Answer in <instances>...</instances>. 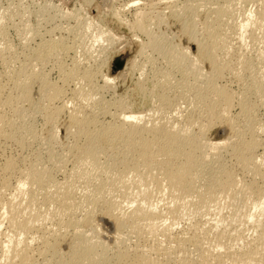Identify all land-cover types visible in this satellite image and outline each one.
I'll return each mask as SVG.
<instances>
[{"label":"bare ground","instance_id":"6f19581e","mask_svg":"<svg viewBox=\"0 0 264 264\" xmlns=\"http://www.w3.org/2000/svg\"><path fill=\"white\" fill-rule=\"evenodd\" d=\"M114 1L119 6L111 3L117 6L111 12L120 25L125 23L133 30L138 26L146 37L139 52H150L142 59L153 74L148 91L151 122L145 120L149 114L128 111L125 97H104L114 79L100 73L98 57L97 66L91 68L79 61L77 51L69 55L86 37L92 43L108 42L111 48L121 38L89 16L82 18L81 8L68 10L43 1L45 8L54 11L49 14L45 9L49 20L59 16L77 21V26L64 27L65 33L73 34V42L65 35H50L32 44L39 32L30 21L21 28L30 35L22 38L26 42L20 45V52L7 42L0 47L5 67L0 72V142L26 149L37 140L44 154L29 162L8 157L0 168V264H264V151H259L263 125L258 128L255 124L258 108L264 107V76L254 73L255 65L264 69V49L254 47L256 34H264V0L262 9L241 13L233 29L228 21L236 17L239 11L235 14V8L244 0L178 1L182 5L175 9L185 16L181 29L197 50L195 57L188 47L179 48L168 40L166 31L151 26L152 21L145 17L154 3ZM1 5L0 39L4 40L5 23L14 22V15ZM197 7L208 13L200 25L201 37L195 28ZM131 8L133 21L124 15ZM45 10L39 13L41 20ZM179 11L171 12L181 20ZM227 30L238 35V47L232 46ZM247 39L253 47L246 52L242 47ZM106 46L101 55L107 52ZM51 59L60 77L57 81L50 80L42 68ZM157 59L165 67L157 66ZM147 63L137 65L134 58L129 66L140 67L145 75ZM226 74L240 85L239 90V86L232 90L230 82L229 86L219 84ZM141 85L137 86L143 89ZM34 87L40 93L36 99L32 97ZM183 104L188 106L184 111ZM235 108L237 112H233ZM182 111H187L185 116ZM35 114L43 120L41 134L32 121ZM216 122L226 126L229 136L213 142L206 133ZM58 127L71 138L62 144L64 155L56 150ZM29 139L33 141L29 143ZM226 158L249 179L238 178L235 169L226 166ZM57 171L63 173L61 180L55 177ZM155 192L165 201L161 208L152 201ZM241 199L246 208L238 213L234 209ZM226 206L232 211L229 220L222 215ZM97 213L113 223L111 245L100 234ZM207 216L214 218L202 219ZM183 221L191 223L181 235H173L175 226ZM249 222L254 235L248 239L243 227ZM131 241L133 245H129Z\"/></svg>","mask_w":264,"mask_h":264},{"label":"rangeland","instance_id":"374dc122","mask_svg":"<svg viewBox=\"0 0 264 264\" xmlns=\"http://www.w3.org/2000/svg\"><path fill=\"white\" fill-rule=\"evenodd\" d=\"M14 1V2H13ZM12 1V3H11V0H0V5L2 6V7H5V8H7L8 9V7H9V9L8 10H10V14L12 13V15H14L15 16V18H14V16H13V19H14V22H12V21H10L9 23H8V21L5 23V26H7V27H5V30H6V33H5V36H4V40H3V37H1V39H0V42H1V44H0V47H2L3 45V43H5V42H7V44H12V45H14V49H15V51L17 50L18 52H20L21 50H20V45L22 44V43H24V42H26L25 41V39H26V37H28L27 36V34L28 35H30L29 33H27L25 30H24V32L23 31H21L22 29H24V27H25V25L24 24H26V23H29L30 21H31V23L32 24H30V25H32V27L34 26L35 27V29H37L38 30V32H39V34H38V36L37 37H35V40H32L31 41V43L32 44H34V43H39L40 42V40L42 39V38H44V36H45V38H49V36L51 35V37H55V38H59L60 36H64V37H66L65 39L68 41L69 40V42H73V39H74V36H73V34H67V33H65L64 32V27H67V26H69V24H70V26H72V25H74V26H77L78 25V23H77V21L75 20V19H62V17H59V16H57L56 18H53V19H50L49 20V18L48 17H46V13H48V12H46V10L47 11H49V12H51V13H49V14H52V12H54L53 10H51L50 11V9L51 8H48V6L45 8L44 7V3H43V1L45 2V0H43V1H39V0H25V2H24V0H18V1H16V0H13ZM33 1H36V2H33ZM37 1H38V3H37ZM51 2H52V4L53 5H56V6H60L61 8H64V9H68V10H72V9H74V8H76V9H78V8H81V9H83V11H82V13H81V16H82V18L84 17V18H86V16H89V17H87V18H89V19H91V20H93L95 23H100L101 25H103L104 27H106V28H108V29H110L113 33H115L118 37H121L120 39H119V41H116L113 45H112V48L110 47L111 45H108V42H105V43H92L93 41L89 38V37H86V39H84V41H82L83 42V44L80 42V43H78L77 42V44L74 46V48L73 49H75V50H70L71 52L69 53V55L70 56H73L72 54H74L75 53V51H77V53H75V54H77V56H78V58L79 57H81V58H79V59H81V60H79V61H83L82 63L85 65V66H88V67H91V68H94L95 66H97V64H96V62H97V60L98 59H100V60H98V63H99V68H100V73H102V74H105V75H108L110 78H113L114 79V82H111L112 83V86H113V88H111V89H109L110 91H108V90H105L104 91V93H103V95H104V97L107 99V100H114V99H118V97L119 98H124L123 100H124V102L125 103H127V110L129 111V109H130V111H134V112H137V113H140V115H144V114H149L150 112L148 111V109H151L152 108V104H150V99H149V96H148V91H149V89H151V87H152V78H151V80H150V77H152L153 76V74H152V71H151V66H149V63H147L146 61H144L142 58H144V59H146V57H147V55L148 54H150V52H146L147 54H141L140 55V49H141V40H145L146 39V37H145V35L144 34H142V32L140 31V28L137 26V27H133L134 28V30L133 29H130L131 27H128L125 23H123V24H121L120 25V23H122V22H120L119 23V19H117V18H115V16L113 17V12H111V10H113V8H111V7H117L116 5H118L119 6V4H117L118 2L117 1H114V0H50ZM56 1V2H55ZM112 1H114V2H112ZM140 3H142V2H145V1H147L148 2V0H138ZM151 1V2H150ZM170 2L169 4H168V2ZM164 0V1H162L161 2V0H149V2L150 3H154V5L153 6H151V7H153V9H155V10H153L152 8L150 9V11L149 10H147V14H146V17L145 18H147V16H148V18H150V20L149 19H145V21H146V23H148V21L147 20H149L150 22L152 21V24H151V26L154 28V29H160L161 28V31L162 32H165V37L168 39V40H170L171 42H173L174 44H177V45H179V48H186V47H188L189 48V52H190V55L191 56H193V57H195L194 55H197V50L195 49V47L194 46H192V45H190V41H188L189 39H188V37H187V35H185V33L183 32V28L181 27V25H182V23H181V21H182V18H183V20L185 19V16H183V13L184 12H180L179 10V13H181V15L182 16H180L181 17V20L180 19H178L177 17L175 18L174 17V13H178V11H176L177 9H175L176 7V5H182L184 2H185V0ZM177 1V2H176ZM180 3H182V4H180ZM187 1V0H186ZM189 1H191V0H189ZM203 0H197L196 2H198V4L201 2V3H203L202 2ZM220 1H223V0H220ZM6 2V3H5ZM16 2L18 3V5L20 6V9L19 10H17V8H19V7H17L18 5H16ZM23 2V3H22ZM28 2V3H27ZM42 2V3H41ZM74 2V3H73ZM117 2V3H116ZM157 2V3H156ZM159 2H160V4H161V6H160V4H159ZM176 2V3H175ZM244 2H245V0H244ZM242 3V6L240 5V6H237L236 8H235V10L236 11H234L235 12V14L238 12V14H236L235 16V18H233V19H231V20H229L228 21V23H229V25H227V26H231V28L233 29V25H234V27H235V25L238 23V19H236L237 17H239V18H241L242 16L240 15L241 13L242 14H247L250 10L251 11H256L257 9H260L261 8V4L263 3L261 0H254V1H251L250 2V0H246V2L245 3ZM261 2V3H260ZM9 3H11V4H9ZM14 3V4H13ZM32 3V4H31ZM36 5H38V6H36ZM116 4V5H113L112 6V4ZM163 3H165V6H164V4ZM13 4V6H9V5H12ZM24 4V6H23V8L21 7L22 5ZM27 6H26V5ZM28 4H30L29 6H28ZM43 4V5H42ZM58 4V5H57ZM76 4V5H75ZM80 4V5H79ZM167 4V5H166ZM260 4V5H259ZM15 5H16V7L17 8H15ZM35 5V6H34ZM40 6H42V7H40ZM75 6V7H74ZM159 6V7H158ZM213 6H215L216 7V5H211V7L212 8H215V7H213ZM264 6V5H263ZM12 7V8H11ZM25 7V8H24ZM26 7H28V10L27 11H24L23 12V9H27ZM156 7L158 8V10L156 9ZM162 7V8H161ZM15 8V9H14ZM31 8V9H30ZM33 8V9H32ZM41 8V10H42V12H41V10H40V12H33L34 10L36 11V10H39ZM45 10V16L44 15H42V20H41V13H43V9ZM48 8V9H47ZM108 8V9H107ZM134 8V7H133ZM133 8H131L129 11H127L126 13H124V15H125V17H127V19L128 20H130V21H133V17H134V9ZM161 8V9H160ZM166 8V9H165ZM174 8V9H173ZM198 8V7H197ZM196 8V10L198 11V14H197V16H196V18L197 19H195L196 20V24H197V26L195 27L196 28V30H197V34H198V36L199 37H201L202 36V34H203V31H201V26H202V23L201 22H204V21H206L205 19H207V16H206V14H208L207 13V10H206V8L204 9V7H201V8H198L197 9ZM257 8V9H256ZM264 8V7H263ZM22 9V10H21ZM168 9V10H167ZM170 9H173V10H170ZM201 9V10H200ZM262 9V8H261ZM30 10V13L28 12ZM166 12H168V13H165V11ZM176 12H175V11ZM206 10V11H205ZM241 10V11H240ZM15 11H19L20 13H17V12H15ZM155 11V12H154ZM159 11H160V13H161V16H160V14H159ZM173 12V14H172V12ZM83 12L84 13H86V15H84L83 14ZM156 12H158V13H156ZM163 12H164V14H163ZM200 12V13H199ZM206 12V13H205ZM22 13H24V15H22ZM35 14V15H33V14ZM40 13V14H39ZM131 13H133V14H131ZM149 13H151V15L149 14ZM153 13V14H152ZM18 14H19V16H18ZM28 14H30L31 15V17H30V15H28ZM40 15V17H38L39 15ZM157 14H158V17L160 16V17H162V18H160V19H157ZM167 14V15H166ZM169 14H172L171 16L169 15ZM16 15L18 16V17H16ZM25 15H27V16H25ZM36 15H38V16H36ZM84 15V16H83ZM133 15V16H132ZM30 18H29V17ZM34 16V17H33ZM47 16H49V15H47ZM156 16V17H155ZM22 17H24V21L22 20L21 21V19H22ZM25 17H26V19H30V20H26L25 19ZM93 17V18H92ZM21 18V19H20ZM35 18V19H34ZM48 20H46V19ZM58 18H59V20H58ZM153 18H155V19H153ZM203 18H205L204 19V21H203ZM37 19V20H36ZM38 19H39V21H40V23H38L39 21H38ZM54 19H56V20H54ZM61 19V20H60ZM47 22H46V21ZM52 20V21H51ZM55 22H54V21ZM97 20V21H96ZM159 22H158V21ZM164 21L163 22V24L161 23L162 21ZM28 21V22H27ZM63 21V22H62ZM67 21V22H66ZM71 21V22H70ZM178 21V22H177ZM225 21V20H224ZM13 24H12V23ZM23 22H24V24H23ZM60 22V23H59ZM149 22V23H150ZM157 22H158V24H157ZM167 22V23H166ZM45 23V24H44ZM52 23V24H51ZM55 23V24H54ZM156 23V24H155ZM160 23H161V25H160ZM166 23V24H165ZM10 24H12V25H10ZM63 24V25H62ZM153 24H155V25H153ZM19 27H18V26ZM59 25V26H58ZM63 27H62V26ZM160 25V26H159ZM201 25V26H200ZM9 26V27H8ZM22 26H23V28H22ZM39 26V27H38ZM57 26V27H56ZM82 26V25H81ZM167 26V27H166ZM226 26V24H225V29H228V28H226L227 27ZM38 27V28H37ZM53 27V28H52ZM56 27V28H55ZM62 27V28H61ZM115 27V28H114ZM128 27V28H127ZM22 28V29H21ZM54 28H55V30H54ZM60 28V29H59ZM117 28V29H116ZM136 28V29H135ZM182 28V29H181ZM48 29V30H47ZM52 29V30H51ZM63 29V30H62ZM138 29V30H137ZM19 30V31H18ZM50 30V31H49ZM130 30H133V31H130ZM182 30V31H181ZM52 31H54V32H52ZM138 31V32H137ZM140 31V32H139ZM81 32H85L84 31V29H83V31H81ZM134 32H137V34L136 33H134ZM183 32V33H182ZM227 32H229L228 33V35L229 36H231V38H230V42H232L233 44H232V46L234 47V48H236V47H238L239 46V38H238V35H236V34H232V33H230L231 31H229V30H227ZM258 32V31H257ZM262 31H259L258 33L259 34H256V35H258V40L254 43V47H256V48H258V47H260V48H263L264 49V34H263V36L261 35L262 33H261ZM49 33V34H48ZM55 33V34H54ZM61 33V34H60ZM65 33V34H64ZM136 36V38H135V36H134V38H133V34ZM54 34V35H53ZM231 34V35H230ZM68 36V37H67ZM71 37H73V39H70ZM84 37V38H85ZM122 37H123V39H122ZM144 37V38H143ZM259 37H260V39H259ZM263 37V38H262ZM22 38H25L24 40L22 39ZM133 38V39H132ZM8 40V41H7ZM83 40V39H82ZM124 42H123V41ZM75 41H77L76 40V38H75ZM91 41V42H90ZM122 41V42H121ZM139 41V42H138ZM127 42V43H126ZM86 43L88 44V46L86 45ZM92 43V44H91ZM107 43V44H106ZM126 43V44H125ZM103 44V45H102ZM118 44V45H117ZM81 45V46H80ZM94 45H96V46H94ZM98 45V46H97ZM110 47L109 49H108V47ZM77 46V47H76ZM83 46V47H82ZM85 46V47H84ZM107 47V52H105V54H103V55H101V49L102 48H104V47ZM251 46L253 47V45L250 43V39L248 40H246V43H245V46H243L242 47V50L243 51H248V50H250V48H251ZM87 47H88V49H87ZM119 47H121V48H119ZM90 49V50H89ZM118 49V50H117ZM88 50H89V52H88ZM74 51V52H73ZM196 51V52H195ZM97 52H98V54H97ZM100 52V53H99ZM137 53H139L138 55H137ZM92 54V55H91ZM107 54V55H106ZM91 57H90V56ZM99 55H100V57H99ZM137 55V56H136ZM146 55V56H145ZM10 57V55L8 54V53H6L5 54V57ZM77 56H76V58H77ZM84 56H86V57H84ZM96 56V57H95ZM136 56V57H135ZM140 56V57H139ZM142 56V57H141ZM145 56V57H144ZM7 57V58H8ZM97 57H98V59H97ZM118 57H123L124 58V60H125V64H124V66H123V68L122 69H120V70H118V71H113V63H114V60L116 59V58H118ZM135 58V61H136V63H137V65H143V64H146L147 63V65H145L144 66V68L146 69L144 72H146L145 73V75L143 74V75H141L142 74V70H139V68L140 67H133L134 69H131V67H132V60L134 61V58ZM263 57H264V54H263ZM133 58V59H132ZM54 60L56 59V57H54L53 58ZM53 59H51L52 61H50L49 62V64H47L46 66H43L42 68H43V70H45L46 71V73H47V75H49L48 76V78L50 79V80H54V81H57V80H59V74H58V72H57V69H56V63H54L55 61L53 60ZM91 59L93 60V61H91ZM94 59H96V60H94ZM102 59H104L103 61H101ZM141 60H142V62H141ZM86 61V62H85ZM104 61H106L105 62V64H104ZM85 62V63H84ZM103 64H102V63ZM139 62V63H138ZM156 65L157 66H160L161 68H163V67H165V65H163L165 62L163 61V60H160V59H157L156 60ZM162 62V63H161ZM53 63V64H52ZM129 63H131V64H129ZM142 63V64H141ZM159 63H161L160 65H159ZM89 64V65H88ZM256 64V63H255ZM101 65V66H100ZM131 67H130V66ZM163 65V66H162ZM202 65V67H204V68H207V66H206V64L205 63H203V64H201ZM4 65H3V63H2V58L0 57V72H3L4 71V68L5 67H3ZM147 66V67H146ZM159 67V68H160ZM46 68V69H45ZM135 68L137 69V70H135ZM40 69V68H39ZM148 69H150V71L148 70ZM47 70H48V72H47ZM132 70V71H131ZM135 70V71H134ZM138 71H139V73H138ZM134 72V73H133ZM143 72V73H144ZM151 72V73H150ZM254 73H256L257 74V76H264V69L263 68H261L260 66H257V65H255V67H254ZM58 74V75H57ZM101 74V75H102ZM117 74V75H116ZM124 74V75H123ZM152 75V76H151ZM140 76V77H139ZM139 77V78H138ZM147 79H146V78ZM225 77L226 78H223V79H221V80H219L218 82H219V84H221V85H226L227 84V86H229L230 85V88L232 89V90H236L237 91V89L239 88L240 89V85L239 84H236V83H234V82H232V81H234L233 79H232V77H231V75L230 74H226L225 75ZM124 80H123V79ZM143 78V79H142ZM149 78V79H148ZM99 79V77L97 78V80ZM137 80H138V82H137ZM140 80V81H139ZM147 80H149V81H147ZM232 82V84H230V83ZM98 83L99 84H101L102 83V78L100 77V79L98 80ZM145 83V84H144ZM148 83V84H147ZM151 83V84H150ZM225 83V84H224ZM228 83H229V85H228ZM143 86H142V85ZM137 85H141V87H144L142 90L140 89V86H137ZM146 86V88H145V86ZM151 85V86H150ZM237 86H239V87H237ZM139 87V88H138ZM236 87H237V89H236ZM35 88V89H34ZM33 88V90H32V97L33 98H38L39 97V91H38V89L36 88V87H34ZM114 90V92H113V90ZM145 89H146V91H145ZM238 89V90H239ZM140 90V91H139ZM142 91V92H141ZM143 92H146V95H145V93H143ZM106 93V94H105ZM142 94H144L143 96L145 97V99L144 98H142L141 96H142ZM113 95H115V96H113ZM110 96H111V98H110ZM115 97V98H114ZM114 98V99H113ZM127 100V101H126ZM130 104V106H129V104ZM129 107V108H128ZM186 107H188L187 105H182V109H183V111L186 109ZM259 110L257 111V115H256V118H257V122L255 123L256 125H258V128L260 127V126H262L263 125V130H261L262 131V133H261V131H260V142H261V147L262 148H260L259 149V151H264V107H259L258 108ZM146 110V111H145ZM145 111V112H144ZM182 111V112H183ZM189 111V110H188ZM144 113V114H142V113ZM233 112H237V108H235V110L233 111ZM187 113V111L185 112V114ZM185 114H184V112H183V115L185 116ZM38 115V114H37ZM150 115V114H149ZM149 115H148V117H146L145 118V120L147 119L149 122H151L152 120H153V117L151 116L152 115V113H151V115H150V117H149ZM183 116V117H184ZM151 117H152V120H151ZM148 118H150V119H148ZM151 120V121H150ZM33 124H34V126H35V129H36V131H37V133H39V134H41V132H42V129H43V120L40 118V116L38 115V116H36V114H35V116H33ZM167 120L166 119H164V122H166ZM60 127V126H59ZM57 128V145H56V150L60 153V154H63L64 153V145L66 144V143H68V142H71V138L68 136H66L65 135V131L64 130H62L61 128ZM256 128H257V126H256ZM227 128H226V126L223 124V123H218V122H216V123H214L211 127H210V129L207 131V133H206V136H207V138L208 139H210L211 141H213V142H218V141H222L223 139H225V138H227L228 136H229V134H228V131H225ZM64 131V132H63ZM64 138H65V140H64ZM70 138V139H69ZM66 139H67V141H66ZM69 140V141H68ZM31 141H33V139H29V143L31 142ZM37 140H34L33 141V143L31 144H29L28 146L29 147H27L26 149L24 148H21V147H19V146H17L16 144H14V143H10V142H0V168H1V166H2V164H3V161L5 162L6 160H7V158L9 157V158H14V159H16V160H19V161H21V159H25L24 161L25 162H29V161H31V160H33L34 158H35V156L36 155H38V154H43L42 152H40V151H43V150H41L40 149V146H39V143H38V141L36 142ZM3 144V145H2ZM62 144H64L63 145V147H62ZM33 148V149H32ZM40 150V151H39ZM63 150V151H62ZM36 152H37V154H36ZM18 154V155H17ZM44 155V154H43ZM64 155V154H63ZM23 157V158H22ZM26 157V158H25ZM229 158H226L225 160L227 161V162H225V164H226V166L227 167H230V168H232V169H235V171L234 172H236V174H239L237 177L238 178H243L244 176H245V179H249V175H243L239 170H238V168L237 167H235L234 166V164H232L233 162H232V160H228ZM23 161V160H22ZM68 163V166H69V164H70V162H67ZM47 165H48V163H47ZM216 166V165H215ZM234 167V168H233ZM236 170H238V171H236ZM239 172V173H238ZM1 173V172H0ZM55 177H56V179H58V180H61L62 178H63V173L62 172H59V171H57L56 173H55ZM150 187H154L153 185L152 186H150ZM78 193H80V192H78ZM154 195H153V197L154 198H152V201L153 202H155V203H157L158 205H160L159 207L161 208V207H163V204H162V202L164 203L165 201H163V199H162V195H159L157 192H155V193H153ZM157 197V198H156ZM158 199V200H157ZM160 201V202H159ZM160 204H159V203ZM223 202L225 203V201L223 200ZM222 201H221V203H223ZM242 199L241 200H239V205L237 204L236 205V209H234L235 210V212H238V213H240V212H242V209H244V208H246V206H243L242 205ZM162 204V205H161ZM239 207V208H238ZM231 208L229 207V209L227 208V206H226V208L224 207V211H222V215L225 217V219L227 218V220H229V217H230V215H231V210H230ZM210 210V209H209ZM41 211H43V209H41ZM211 211V210H210ZM50 213H52V214H54V212H51L50 211ZM230 213V214H229ZM214 217H212V216H207V218L205 217V219L204 218H202L203 220H206V219H213ZM96 222H97V224H98V229H99V231L101 232L100 234L102 235V237H103V239L108 243V244H113V242H112V240H111V235H113L114 234V226H113V223H112V221H110L109 219L107 220L106 218H103V217H101L100 216V214L99 213H97V215H96ZM201 219V220H202ZM194 222V220L192 221V223ZM191 223V221H189V222H187V221H183L182 223H180V224H178L177 226H175V228H174V230H173V235H181L182 233H183V231L185 230V227H187L189 224ZM187 225V226H186ZM248 225V226H247ZM100 227V228H99ZM247 228V229H246ZM248 228H249V230H248ZM252 227H251V222H249V224L247 223L244 227H243V229H246L247 230V232H246V230H244L245 231V233L246 234H248V235H246V236H249V237H247L248 239L252 236V235H254V232H253V229H251ZM252 231V232H251ZM176 233V234H175ZM251 233V234H250ZM104 235V236H103ZM111 236V237H110ZM209 238H212V235H211V237L209 236ZM207 242H210V241H207ZM133 245V242L131 241V243H129V245Z\"/></svg>","mask_w":264,"mask_h":264},{"label":"water","instance_id":"95a60500","mask_svg":"<svg viewBox=\"0 0 264 264\" xmlns=\"http://www.w3.org/2000/svg\"><path fill=\"white\" fill-rule=\"evenodd\" d=\"M124 64H125V60L123 57L116 58L113 63V71H118L122 69Z\"/></svg>","mask_w":264,"mask_h":264}]
</instances>
